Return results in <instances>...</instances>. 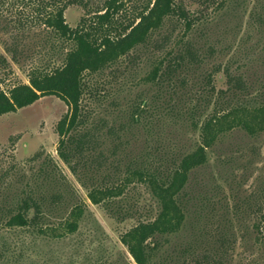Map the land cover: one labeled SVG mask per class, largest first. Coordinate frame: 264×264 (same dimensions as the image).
<instances>
[{"label": "trees", "instance_id": "obj_1", "mask_svg": "<svg viewBox=\"0 0 264 264\" xmlns=\"http://www.w3.org/2000/svg\"><path fill=\"white\" fill-rule=\"evenodd\" d=\"M187 4L186 0L0 2V16L14 25H45L69 46L61 64L31 69L29 82L15 84L9 91L0 84V115L30 105L44 94L59 96L70 105V112L58 125L57 153L87 190L93 204L118 221H137L120 234L121 243L136 264H177L180 258V264H228L235 238L230 220L226 218L228 208L223 204H220L223 211L219 220L221 230L218 229L214 243L204 252L194 256L204 236L193 233L194 239L191 237L172 247L168 260L159 261L158 258L169 251L166 246L169 244L170 249L172 237L180 233L193 216L196 221L202 215L204 220H209L208 215L216 216L220 201L214 198L220 190V176L207 172L204 193L192 196L188 188L194 172L214 165L212 154L219 152L218 147L228 134L243 130L256 138L264 133V91L256 98L241 100L238 94H248L242 92L250 85L245 75L232 70L233 66L219 63L206 74L190 78L194 69L207 64V56L215 53L213 47L207 55L186 37H181L171 49L164 48L171 33L154 39L167 19L182 21L191 29L203 18V11L192 10ZM70 6H79L84 12L75 27L69 25L65 16ZM257 15L261 22L264 21L263 15ZM149 46L163 50L158 63L145 76L146 83L150 84L149 91L130 101L120 121L98 113H95V121H88L86 94L95 95L96 101L106 93V86L100 80L95 79L93 89L90 77L94 74L98 77L104 69L121 60L134 63L138 53L144 54ZM4 48L14 63H23L24 56L17 45L5 43ZM0 65L6 68L10 65L2 52ZM221 80L224 86L219 85ZM173 121L198 132V141L190 150L175 151V144L164 142L165 123ZM134 137L141 143L136 151L128 153L126 149ZM106 144L110 146L105 149ZM226 159L219 152L217 162L225 165ZM54 165L57 170L61 169L56 163ZM89 168L95 170V182ZM61 171L58 170L59 175L63 174L60 180L67 185V176ZM10 173V169L0 171V228L35 226L44 233L42 217L49 200L46 193L24 191L14 205L9 204L3 182ZM140 186L158 205L153 217L140 208L137 200H130ZM62 197L57 191L52 193L51 199L60 204ZM243 204L244 207L237 205V210L243 215H256L253 226L258 242L264 246V186L252 200L245 198ZM85 207L84 202L75 204L70 219L63 223L68 232L79 229ZM2 258L0 249V264Z\"/></svg>", "mask_w": 264, "mask_h": 264}, {"label": "rangeland", "instance_id": "obj_2", "mask_svg": "<svg viewBox=\"0 0 264 264\" xmlns=\"http://www.w3.org/2000/svg\"><path fill=\"white\" fill-rule=\"evenodd\" d=\"M186 1L190 9L203 11V18L191 29H187L186 23L182 21L167 19L154 39L171 33L164 47L171 49L181 37H186L192 39L207 55L210 47H213L215 53L207 56V64L194 69L190 78L206 74L219 63L230 64L233 71L245 75L250 85L248 90L242 92L248 94H238L241 100L256 98L264 91V21L261 22L257 15L260 13L264 16V0ZM83 13L79 6L68 7L65 16L69 25H78ZM5 43L18 46L24 56L22 64L13 62L4 48ZM66 44L45 25H14L0 16V52L10 61L7 68L0 65L1 86L9 91L15 84L29 82L31 69L61 64L69 48ZM162 53L163 50H154L149 46L144 54L138 53L134 63L127 59L121 60L104 69L98 77L95 74L90 77L93 89L95 79L100 80L106 86L105 95L109 96L104 95L95 101V95L86 94L88 121H95V113L120 121L130 101L136 95L149 91L150 84L146 83L145 76L158 63ZM115 69L117 72L113 75ZM219 85L224 86V80ZM69 112L70 105L63 98L44 94L30 105L0 115V171L11 170L10 176L3 182L9 204L14 205L19 195L31 190L35 193L42 190L49 199L42 217L44 233L35 226L0 228V249L3 251L1 264H136L121 243L120 234L137 221H118L93 204L87 190L57 153L60 139L58 125ZM174 123H165L162 133L164 142L175 144V151L190 150L198 141V132L191 126L181 127L179 123ZM140 143L134 137L127 152L136 151ZM109 146L106 144L105 149ZM218 150L228 158L226 164L217 162L219 152L212 154L214 165L194 172L192 184L188 188L192 196L203 194L207 185V179L204 178L206 173H217L221 185L214 198L220 201L216 216L208 215L209 220H204L202 215L197 221L193 216L187 226L172 237V246L170 249L169 244L166 246L169 251L159 257V261L168 260L174 245L187 242L191 237L194 239L193 233L198 237L204 236L203 242H198L199 250L195 251L194 256L204 252L214 243L218 229L221 230L219 220L223 211L220 204H223L228 208L226 218L230 220L235 238L228 264H264V246L258 242L253 226L256 215H243L237 210V205L242 204L244 207V199L252 200L259 193V188L264 186V133L253 138L243 130L234 131L223 138ZM55 163L61 168L58 170L67 176V185L61 182L63 174L59 175ZM91 165L92 161L89 162ZM90 168L95 182V170L91 171ZM196 184L199 185L194 187ZM57 191L63 195L60 204L51 199L52 193ZM130 200H137L147 215L153 217L156 214L158 205L143 186L131 194ZM82 202L86 207L81 225L78 230L68 232L63 223L70 219L75 204ZM180 259L177 264L181 263Z\"/></svg>", "mask_w": 264, "mask_h": 264}]
</instances>
